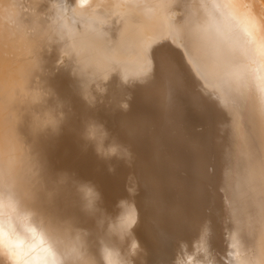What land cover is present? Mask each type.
Returning a JSON list of instances; mask_svg holds the SVG:
<instances>
[{
  "label": "bare ground",
  "instance_id": "obj_1",
  "mask_svg": "<svg viewBox=\"0 0 264 264\" xmlns=\"http://www.w3.org/2000/svg\"><path fill=\"white\" fill-rule=\"evenodd\" d=\"M157 2L9 0L12 6L0 14V69L7 79H14L24 63L21 29L33 21L48 29L54 39L66 37L71 45L68 51L75 52L78 58L77 61L75 56L65 59L63 65L57 66L61 49L67 41L53 43L39 53L41 79L65 103L66 112L59 135L42 137L36 146L46 161L48 175L67 177L60 195L51 205L44 204L42 211L57 219H70L77 227L86 229L75 234L76 243L87 242L89 255L97 264H103L102 258L105 264H235L237 252L241 262L260 259L259 252L253 251L260 239L258 223L255 233L246 236L239 248L233 246L234 225L227 205L228 192H220L223 218L214 222L212 246L207 253L198 226L179 232L172 227L173 219L182 211L187 196L183 174L186 151L208 134L198 103L210 105L220 114L214 125V135L221 144L232 131V115L230 106L218 97L215 77L206 73L205 79L189 66L199 101L194 102L191 97L177 99L176 125L169 134L166 131L167 86L125 76L121 65H133L142 42L151 37L160 39L167 33V26L159 19L156 10L149 7ZM204 2L211 0H177L173 11L178 15L174 22L182 25L190 13H194L200 23L207 22L204 9L187 8V5ZM227 2L231 4L238 25L246 26L250 33L238 29L241 45L264 50V0ZM120 13H129L128 19L132 23H126ZM95 16L107 20L103 26L107 41L98 45L74 46L68 30L73 31L78 44L81 39L94 35L92 18ZM121 33L124 34L122 39ZM166 42L171 43V38ZM236 56L239 62H245L241 47L237 48ZM110 59L118 62L116 67H106L105 62ZM257 59L261 60V57L258 55ZM74 69L80 77L73 74ZM122 80L130 83L125 84ZM83 89L89 103L96 97L95 107L88 106ZM124 101L128 103L127 111L118 107ZM254 104L253 95L249 107ZM92 121L103 124L110 133L106 141L104 127L98 125L95 128L100 150L106 153L115 151L112 144L104 148L105 141L107 144L115 139L131 152V164L116 157L101 159L94 147L86 144L82 132ZM20 131L28 136L26 126ZM253 151L257 156L264 155V144L259 139L253 145ZM110 168L113 170L109 171ZM81 185L91 187L99 199L87 186L79 192ZM85 205L91 213L83 210ZM130 216L134 222L128 226ZM23 224L31 230L28 238L35 233L38 243L39 230L31 217L25 218Z\"/></svg>",
  "mask_w": 264,
  "mask_h": 264
},
{
  "label": "snow or ice",
  "instance_id": "obj_2",
  "mask_svg": "<svg viewBox=\"0 0 264 264\" xmlns=\"http://www.w3.org/2000/svg\"><path fill=\"white\" fill-rule=\"evenodd\" d=\"M177 0H158L149 7L156 10L159 19L167 26V33L160 39L151 37L142 42L132 66L121 65L126 77L164 84L168 89V113L166 131L171 134L176 125L174 112L176 101L191 97L199 98L189 66L205 79L211 74L216 79L218 97L230 106L232 115L231 133L224 144L214 135V125L220 114L205 103H198L199 112L205 120L208 134L194 142L186 151L183 162L187 196L182 211L173 219L176 232L196 225L201 230L205 253L212 246L213 225L223 218L220 192L230 193L227 205L231 223L234 225L233 246L239 248L246 236L256 231L257 223L264 224V155L257 156L253 145L259 139L264 144V50L241 45L238 29L250 35L247 27H241L231 12V4L225 0H211L188 7L202 8L207 13V22L200 23L195 14H188L182 25L174 22L173 8ZM120 8L129 5H117ZM126 23L129 13H120ZM103 16L92 18L93 36L74 46L90 43L98 45L107 41ZM121 33V39L123 38ZM171 38V43L166 42ZM119 43V41H117ZM242 48L245 62L238 61L236 50ZM261 60L257 59V56ZM117 61L108 60L106 67H116ZM255 96L256 104L249 107V99ZM222 170V175H221ZM13 211L15 205L9 202ZM134 222L127 219L128 226ZM0 221V247L7 249L13 264H27V253L12 241L5 242V233ZM236 254L235 264H246ZM249 261V260H248ZM211 264V262H207Z\"/></svg>",
  "mask_w": 264,
  "mask_h": 264
},
{
  "label": "clouds",
  "instance_id": "obj_3",
  "mask_svg": "<svg viewBox=\"0 0 264 264\" xmlns=\"http://www.w3.org/2000/svg\"><path fill=\"white\" fill-rule=\"evenodd\" d=\"M11 6L9 0H0V14L6 13ZM173 13L176 18L178 13ZM21 31L24 39V63L12 80L7 79L0 69V221L3 222L6 234L5 242L19 244L20 249L27 253V264H97L89 255L87 242L76 243L75 234L87 231L86 229L77 227L70 219H57L42 211L44 204L51 205L60 195L67 177L49 176L46 161L36 146L42 137L59 135L66 112L65 103L41 79L43 73L39 53L53 43L68 40L66 37L54 39L49 30L36 21L23 25ZM70 47L68 42L61 49L58 67L64 64L65 59L73 56L78 60L75 52L68 51ZM73 74L80 77L75 69ZM122 82L130 83L124 80ZM83 98L89 107H95L96 97L94 102L89 103L84 89ZM118 107L127 111L128 103L121 102ZM98 125L104 127L106 141L109 140L110 133L105 126L92 121L85 125L82 132L86 144L92 145L101 159L116 157L131 164V152L115 139L107 144L105 141L104 144L105 149L110 144L114 145L115 151L106 153L100 150L95 135ZM25 126L28 136L20 131ZM85 186L87 185L79 186V192ZM96 195L99 199L98 193ZM10 200L15 205V211L9 206ZM83 210L91 213L86 205ZM28 216L39 230L38 243L35 233L31 234V239L28 238L31 230L23 224ZM259 231L260 239L253 251L259 252L260 259L249 260L246 264H264V224L259 225ZM102 261L105 264L103 258ZM0 264H13L7 255V249L2 247Z\"/></svg>",
  "mask_w": 264,
  "mask_h": 264
}]
</instances>
